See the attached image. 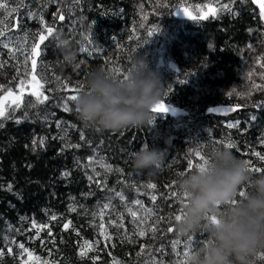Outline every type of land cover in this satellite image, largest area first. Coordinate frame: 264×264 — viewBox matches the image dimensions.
<instances>
[{
	"label": "trees",
	"instance_id": "obj_1",
	"mask_svg": "<svg viewBox=\"0 0 264 264\" xmlns=\"http://www.w3.org/2000/svg\"><path fill=\"white\" fill-rule=\"evenodd\" d=\"M0 2L8 5L0 9V32L4 33L0 36V98L11 88L14 96L22 95L24 100L14 112V105L6 108L14 118H0V264H37L35 257L40 264H188L183 252L188 250L189 237L204 241L193 244L189 256L208 240L203 229L188 237L175 231V216L182 215L185 203L176 180L195 169L189 165V161L199 162L195 152L203 155L206 149L229 148L231 143L234 147L229 149L237 157L264 169V161L254 155H264V24L259 11L250 0ZM225 3L231 11L222 8ZM212 8L217 10L215 16L210 14ZM30 12L38 15L30 18ZM40 13L45 24L54 28L44 43L39 34H48ZM59 13L63 20L58 19ZM205 13L207 19L202 18ZM151 29L157 31L149 35ZM62 38L76 53L72 64L64 62ZM33 44H39L36 74L47 77V83H41L49 99L28 108L27 101L35 102L29 74ZM84 47L98 50L90 54L81 51ZM136 55L159 72L165 89L160 102L183 115L152 113L145 126L110 132L82 124L75 101H68L64 110L63 99L77 94L65 89V83L84 91L85 82L97 70L122 79ZM21 80L25 81L23 93ZM220 106L237 110L219 118L211 111ZM144 144L167 149L155 171L133 169L132 154ZM90 158H94L91 166ZM101 162L111 164L113 171L105 172ZM149 183H155L156 189L148 188ZM173 192L175 197L170 195ZM152 195L157 196L155 203ZM137 199L143 208L153 210L150 219L145 220L143 209L134 203ZM105 204L110 207L105 209ZM129 208L137 212L136 223ZM53 215L57 219H50ZM68 221L71 224L65 229ZM150 225L157 231L140 237L139 230ZM168 227L174 231L168 232ZM103 231L111 240L105 239ZM173 241H179L175 249ZM261 253L264 250L249 257V264H264Z\"/></svg>",
	"mask_w": 264,
	"mask_h": 264
},
{
	"label": "clouds",
	"instance_id": "obj_2",
	"mask_svg": "<svg viewBox=\"0 0 264 264\" xmlns=\"http://www.w3.org/2000/svg\"><path fill=\"white\" fill-rule=\"evenodd\" d=\"M60 44L64 62L74 63L76 53L69 42L62 38ZM164 90L159 72L136 55L122 79L103 70L93 72L75 101V111L82 124L101 131L138 128L151 121L152 109ZM167 153V149L144 144L132 154L133 169L155 171ZM203 155L206 164L202 168L176 180L178 193L186 197L181 219L175 224L177 235L188 237L202 229L208 233L207 243L189 256L188 264H249V257L264 250V175L253 176L247 162L227 147L206 149ZM210 216L217 222L205 219Z\"/></svg>",
	"mask_w": 264,
	"mask_h": 264
},
{
	"label": "snow or ice",
	"instance_id": "obj_3",
	"mask_svg": "<svg viewBox=\"0 0 264 264\" xmlns=\"http://www.w3.org/2000/svg\"><path fill=\"white\" fill-rule=\"evenodd\" d=\"M49 2H51V0H49ZM57 2H58V0H57ZM74 2H78V0H74ZM257 3H258L259 8H260V16L262 18H264V3H259V0H257ZM7 7H8L7 3L0 2V9H7ZM205 7H208V6L206 5ZM222 8L228 9L229 11H231V9L229 8V5L227 3L223 4L222 5ZM216 11L217 10L215 8H212V9H210V14L212 16H215L216 15ZM0 14H2V13H0ZM28 15H29L30 18H32V17H36L38 14L37 13L30 12ZM188 15H189V18L190 19H195L196 18V17L192 16L191 14H188ZM202 18L203 19H207L208 18V13H205ZM39 19H40L41 25L43 26V30L46 31L47 34H48L47 36H45L43 33L39 34V41H40V43H44V41L48 38V36H52L54 34V28L51 25H46L45 24V21L43 19V13H40L39 14ZM58 19H60V20H63L64 19L63 13H59L58 14ZM0 23H3V21H0ZM154 31H157V29H151L149 31V35H152V33ZM3 35H4V33L3 32H0V36H3ZM3 46L4 47H8V44H4ZM38 49H39V44H33L31 46L30 56L32 57V59H31V72L29 74L31 75V80L34 81L35 83H34L33 90L30 92V95L33 96V97H35V102H33L32 100L27 101V107L28 108L36 107L39 104L45 103L49 99L48 95L45 94V83H47V77L44 76V75H40L38 77L37 74H36L37 60L35 59V57H39L40 56V51ZM97 50L98 49L95 48V47H92V48L84 47V48L81 49V51L88 52L90 54L96 52ZM25 63H27V60L25 61ZM41 63H42V61H41ZM0 66H2V65H0ZM262 66H264V65H262ZM113 71L114 72H118V70L115 69V68L113 69ZM250 76H251V72L249 73V77ZM42 80L45 83H41ZM20 84H21L20 91H21V93H23V91H24L23 85L25 84V81L24 80H21L20 81ZM0 87H2V86H0ZM64 88L67 89L70 92L77 93V94H74V95H68L66 98L63 99L62 102H63L64 110H68V101H76L78 99V93L80 91H82V89H70V88H68L67 83L64 84ZM237 94L240 95V93H237ZM7 95L9 97H13V92H12V89L11 88H9ZM23 103H24V100H23V96L22 95L14 96L12 98V100H11V105H14V107H12L11 110L13 112L16 111V110H18ZM169 110H170L169 109V106H166L165 103L160 102V103H158L157 105H155L153 107L152 112L153 113H156V114H166V113L169 112ZM231 110L232 109H228L227 111H231ZM25 117H27V112H25ZM0 118H5V119H7V118H14V117H11V116L8 115L6 109L2 106V103H0ZM45 119H47V117H45ZM16 122L19 123L20 121L17 120ZM0 126H2V125H0ZM228 126L229 127H233V125H231V124L228 125ZM57 127H59V122L57 123ZM63 138L64 137H61V139H63ZM83 138H84L83 137V133H81V139H83ZM33 143L35 144L36 141H33ZM40 144H41V146H43V144H44V139L43 138H41ZM69 146L79 147V145H69ZM227 146L229 148L234 147V145H232L231 143H229ZM254 155L257 156L261 161H264V155H261V153L256 152V153H254ZM195 156L198 158V161L199 162L196 163L195 165H193L192 162L189 161L190 167L202 168L206 164L205 157L202 155V153L200 151H196L195 152ZM93 161H94V158H90V161H89V165L90 166L93 163ZM245 161L247 162V164L249 166L248 167V171L255 172V173H264V169H262L260 167H252L251 166V161H249V160H245ZM101 167L104 168L105 172H112L113 171V167H112L111 164L101 162ZM159 167L160 166H158V168ZM93 171H95L94 168H93ZM116 171H120V169H116ZM64 175L67 176V175H69V173H64ZM97 175H99V173H97ZM88 179L91 181V180H93V177L92 176H89ZM97 183H101V182L100 181H97ZM104 183L106 185V181ZM10 187L11 186L9 185V188ZM133 187H135V185H133ZM147 187L150 188V189H156L157 185L155 183H149L147 185ZM117 195L120 196V198L122 200L124 199V196H123L122 193H117ZM170 195H171V197H175L177 194L173 192ZM238 195L240 197H243L245 195V192L241 190L238 193ZM156 199H157V196L156 195H152L151 196V200H152L153 203H155ZM184 199H186V197H184ZM134 203L136 205H139L140 208L143 209V212H144V215H145V220L150 219L153 216V214H154L153 213V210L152 209L143 208V205H142V203H141L140 200L137 199V200L134 201ZM230 203L234 204L235 201H231ZM103 207L105 209H107V208L110 207V204H105ZM70 210L71 211H75V208H71ZM127 211L133 217V223H136L137 212L136 211H133L131 208L127 209ZM99 215H100L101 219H103L104 212L101 211L99 213ZM50 219L55 220V219H57V217L53 215ZM121 219H122V216H121ZM179 219H181V215H176L175 216V220L178 221ZM205 219L207 221L213 223V224L217 222V218L215 216L206 217ZM143 222L144 221H141V223H143ZM111 223H116V222L115 221H112ZM70 224H71V221H68V223H66L64 225V228L67 229ZM33 227H37L35 221H33ZM39 227L40 228H44V227H47V225H40ZM99 227L101 229H104V225L103 224H100ZM117 227H123V225L122 224H118ZM146 231H151L154 234L157 231V229H156L155 226L150 225L149 226V229H147V230L140 229L139 232H138V235L140 237H144L145 234H146ZM167 231L168 232H172V231H174V229L172 227H168ZM49 234H51L50 231H49ZM102 234L105 236V239L111 240V236H109L106 231H103ZM125 239H127V240H129V242H131L130 237L125 236ZM203 242L204 241H201L199 239L192 240L191 237H189L188 250H186V251L183 252V256L186 257V258H189V253L192 250V245L195 244L196 246H199V244L200 243H203ZM178 244H179V241H173L172 242L173 249H175ZM19 247L21 249H24V245H22V244L19 245ZM86 247L89 250H91L92 245L86 242ZM24 251L27 252L28 250L27 249H24ZM0 255H2V253H0ZM28 255L31 256L32 253L31 252H28ZM80 255H81V257H84L86 255V252L82 250L81 253H80ZM261 258L264 259V253H261ZM35 261L37 262V264H40V258L39 257H35ZM43 264H48V262L47 261H44ZM114 264H120V262L119 261H114ZM148 264H156V262L155 261H150V262H148ZM159 264H163V261H160ZM180 264H186V261H182V262H180Z\"/></svg>",
	"mask_w": 264,
	"mask_h": 264
},
{
	"label": "water",
	"instance_id": "obj_4",
	"mask_svg": "<svg viewBox=\"0 0 264 264\" xmlns=\"http://www.w3.org/2000/svg\"><path fill=\"white\" fill-rule=\"evenodd\" d=\"M253 6L259 11V16H260V8L257 3V0H250ZM259 3H264V0H259ZM260 19L262 23L264 24V18L260 16ZM169 112L167 114L171 115H183L184 113L178 109H175L173 107H169ZM228 109H232L231 111H227ZM237 109L229 106H220L213 109L211 112L215 114L217 117L222 118V117H228L231 116Z\"/></svg>",
	"mask_w": 264,
	"mask_h": 264
},
{
	"label": "rangeland",
	"instance_id": "obj_5",
	"mask_svg": "<svg viewBox=\"0 0 264 264\" xmlns=\"http://www.w3.org/2000/svg\"><path fill=\"white\" fill-rule=\"evenodd\" d=\"M34 81L31 80V85H30V89L31 91L33 90L34 87ZM14 97V95H13ZM13 97H9L8 95H5L3 97L0 98V103H2V106L6 109L8 106L11 105V100Z\"/></svg>",
	"mask_w": 264,
	"mask_h": 264
}]
</instances>
